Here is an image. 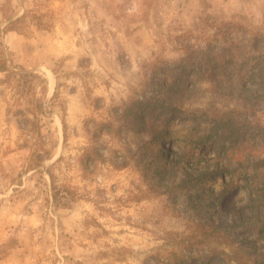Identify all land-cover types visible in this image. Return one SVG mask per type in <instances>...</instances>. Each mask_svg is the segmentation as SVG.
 <instances>
[{
	"label": "rangeland",
	"instance_id": "rangeland-1",
	"mask_svg": "<svg viewBox=\"0 0 264 264\" xmlns=\"http://www.w3.org/2000/svg\"><path fill=\"white\" fill-rule=\"evenodd\" d=\"M251 33L264 0H0V262L264 264L262 143L200 115L264 128V87L175 81L188 51ZM157 67L176 115L148 113L172 88Z\"/></svg>",
	"mask_w": 264,
	"mask_h": 264
},
{
	"label": "trees",
	"instance_id": "trees-1",
	"mask_svg": "<svg viewBox=\"0 0 264 264\" xmlns=\"http://www.w3.org/2000/svg\"><path fill=\"white\" fill-rule=\"evenodd\" d=\"M11 23L10 25H12ZM232 29H238L239 32H246L249 28L246 26H239L238 28L232 27ZM231 29V30H232ZM8 31H15L12 27L7 29ZM230 31V30H229ZM228 39H223L221 41L220 49L215 52L209 51L208 48L205 47L199 51L187 52V57L191 61V64L183 65V70L178 72L175 76V81H178L183 85L184 90H190L191 93L197 91L198 84H201L205 80H211L215 85L221 83L229 93H232L231 89L233 85L235 88L238 87L240 92L243 93L244 86L248 85L249 82H254L258 80L260 85L264 87V35L259 33H251L248 37L244 38V41H227ZM174 64V63H173ZM180 66V64L178 65ZM187 66V67H186ZM189 66H191L189 68ZM169 70L168 68L157 67L156 72L154 74L153 83H160L163 80L168 82L170 80V72L165 73V76L159 77L156 81L155 79L158 77L160 70ZM190 70H194L195 75H190ZM170 89L160 90L159 93L154 94V97H157L156 101L150 100L147 102L152 103V107L149 109V115H153V111L164 109L165 111H169L170 115H176L180 111V107L183 105L185 94L181 93V89L175 87L173 80H170ZM226 82H230L226 84ZM192 85V87L190 86ZM166 102L165 105L161 103V106H157L159 102ZM142 104V103H141ZM139 116L141 115V111L138 110ZM200 115L205 116L206 118H212V122L215 123L216 128L220 130V133L224 136L230 138V144L234 148L246 147V145H251L249 139L258 140L262 143L261 148H254L248 152L247 160L258 162L262 165L264 161V157L261 159L257 157L256 154H264V128L252 127L251 123H242L241 125H236V123L231 119V115H222L219 114H209L206 112H202ZM239 135H243L248 143H241V145H237L235 143L236 139L239 138ZM173 137L162 138L157 137L156 141L162 145L165 141L162 140H172ZM229 146L223 143L222 148L228 149ZM152 146H150L149 151ZM184 148H188L187 144H184ZM160 150L162 152H166L165 147L161 146ZM228 152L226 151V154ZM258 166V165H257ZM226 172L223 171L220 176L225 178ZM229 173V172H228ZM259 180L264 183V177L258 173ZM253 178V177H251ZM231 180V179H230ZM209 226L210 231H205V235L212 236L216 232H223V236H225L228 232V228L230 225H226L225 227L216 226L215 223L206 224ZM248 255V253H247ZM181 259H177L174 264H178Z\"/></svg>",
	"mask_w": 264,
	"mask_h": 264
},
{
	"label": "crops",
	"instance_id": "crops-1",
	"mask_svg": "<svg viewBox=\"0 0 264 264\" xmlns=\"http://www.w3.org/2000/svg\"><path fill=\"white\" fill-rule=\"evenodd\" d=\"M0 264H5V263H1V262H0Z\"/></svg>",
	"mask_w": 264,
	"mask_h": 264
}]
</instances>
